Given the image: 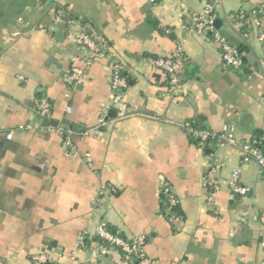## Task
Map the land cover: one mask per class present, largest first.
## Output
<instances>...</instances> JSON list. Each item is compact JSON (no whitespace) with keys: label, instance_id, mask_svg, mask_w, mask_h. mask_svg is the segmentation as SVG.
<instances>
[{"label":"crops","instance_id":"crops-1","mask_svg":"<svg viewBox=\"0 0 264 264\" xmlns=\"http://www.w3.org/2000/svg\"><path fill=\"white\" fill-rule=\"evenodd\" d=\"M209 2L218 31L251 54L241 69L226 68L211 38L190 30L189 16L204 0H0V264H32L42 251L52 256L44 264H126L117 250L98 255L99 225L123 238L144 234L149 264H260L264 173L242 162L237 146H198L183 123L214 132L233 124L240 141L264 138V39L254 23L228 18L264 9V0ZM76 21L105 50L71 83L68 32ZM178 45L179 82L170 91L150 59L171 56ZM113 60L128 81L115 105L126 115L111 108L99 125ZM42 97L48 116L38 109ZM55 125L73 131V153L47 128ZM93 128L95 135H82ZM214 157L223 163L220 188L208 200L202 178ZM236 168L245 195L228 189ZM161 182L178 198V227L162 215Z\"/></svg>","mask_w":264,"mask_h":264},{"label":"built area","instance_id":"built-area-1","mask_svg":"<svg viewBox=\"0 0 264 264\" xmlns=\"http://www.w3.org/2000/svg\"><path fill=\"white\" fill-rule=\"evenodd\" d=\"M150 1L154 2L156 0ZM204 1V8L200 12L192 13L189 16L190 30L211 38L219 48L222 63L226 68L233 70L240 69L245 63L242 53L218 31L214 24L215 14L213 12V4L209 2V0ZM39 2L43 3L46 2V0H39ZM51 12L54 14V20L56 22H62V16L59 13H55L54 7H51ZM228 18L235 23H240L243 20L249 24L254 23L259 29V38L264 39V9L262 7H254L247 11L238 10L230 14ZM68 34L75 45V52L71 56V67L67 73L66 79L73 83L83 76L85 67L92 60L104 54L105 48L100 40L90 32L85 25L77 21L69 25ZM181 56L182 49L181 46L178 45L171 56L150 59L154 66L168 76V89L170 91L174 90L179 82L177 70L181 63ZM252 73L255 76L261 77L256 71ZM108 83L110 87V100L107 106H104L102 109V115L98 120L99 125L104 124L109 109H116L115 105L121 102L123 92L128 87L127 78L123 74L122 64L117 60H113L109 67ZM38 109L43 116H48L50 113V103L47 98L42 97L38 99ZM116 112L119 117H124L126 115V112L121 108L119 109V107L118 110L116 109ZM183 127L187 135L196 142L198 146H204L211 140H216L218 147L237 146L240 151L242 162L254 161L260 166L264 173L263 137H250L247 140L240 141L236 137V128L233 124H224L219 132H214L204 126L195 125L191 120L185 121ZM47 128L54 130L62 136L63 146L68 150L69 154L74 152L75 148L71 141L73 131L70 128L62 127L61 125L48 126ZM96 133L97 129L93 128L91 130H84L82 135H95ZM6 137H12V130L6 134ZM84 156L89 158V153H84ZM222 164L220 158L214 157L212 161L208 163L203 175L202 183L208 190V200H211L212 192L220 188L218 173ZM226 183L232 195H245L248 191L245 186L240 184L239 168L232 170ZM160 186V193L164 198L162 215L171 225L178 227L182 224V217L177 211L178 198L169 185L161 182ZM259 221L261 225L259 244L264 251V214L260 216ZM95 234L96 237L102 241L98 244V255H107L110 251L117 250L122 254L123 261L126 264L150 263L142 250L146 240L144 234H137L132 238H123L107 231L102 225L96 228ZM83 241V238L80 237L78 245H82ZM51 258V252L42 251L34 255L31 262L32 264H44L50 262ZM73 262L78 264L76 260H73ZM260 264H264V256Z\"/></svg>","mask_w":264,"mask_h":264},{"label":"water","instance_id":"water-1","mask_svg":"<svg viewBox=\"0 0 264 264\" xmlns=\"http://www.w3.org/2000/svg\"><path fill=\"white\" fill-rule=\"evenodd\" d=\"M218 22H219L218 19H216V20L214 21L215 26H216V24H217ZM59 33H61V32H59ZM239 51L242 53L243 56H245V58H249V57H251V54L248 52L247 49H244V48L239 47ZM251 61H253L252 58H251ZM178 68H179V66H178ZM112 113H114V110H111V111L109 112V114H112ZM46 123L48 124L47 121H46Z\"/></svg>","mask_w":264,"mask_h":264},{"label":"trees","instance_id":"trees-1","mask_svg":"<svg viewBox=\"0 0 264 264\" xmlns=\"http://www.w3.org/2000/svg\"><path fill=\"white\" fill-rule=\"evenodd\" d=\"M242 23L249 24V23H247L245 20H243ZM243 58H244V56H243ZM244 60L246 61L245 58H244ZM263 62H264V56H263ZM242 67H244V66H242ZM242 67H241V68H242ZM241 68H240V69H241ZM193 123H194L195 125H199V126H201L199 123H196V122H194V121H193ZM251 137H259V136H258V135H252ZM104 244H105V243H104ZM119 253H120V252H119ZM120 255L122 256L121 253H120ZM122 257H123V256H122Z\"/></svg>","mask_w":264,"mask_h":264}]
</instances>
